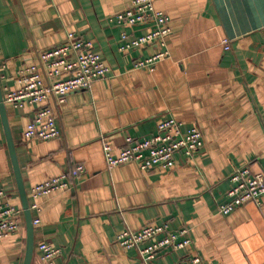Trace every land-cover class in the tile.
I'll return each instance as SVG.
<instances>
[{
	"label": "crops",
	"instance_id": "1",
	"mask_svg": "<svg viewBox=\"0 0 264 264\" xmlns=\"http://www.w3.org/2000/svg\"><path fill=\"white\" fill-rule=\"evenodd\" d=\"M133 0H0V82L4 96L18 89L20 71L37 53L63 43L69 32L93 42L111 68L91 88L15 107L7 105L11 132L34 224L32 264H141L137 249H124L120 232L147 224L185 228L192 243L158 252L157 264H264V197L229 214L230 176L239 167L264 171V0H155L170 19L169 55L154 70L134 61L157 52L156 43L127 53L119 50L125 28L110 17ZM130 30L131 38L148 31ZM230 40L225 48L224 40ZM55 111L59 138L25 139L27 124L43 107ZM165 117L198 126L204 147L192 158L176 154L165 170L135 163L110 167L102 138L115 153L126 137L156 131ZM83 164L75 186L33 199V186ZM0 188L7 200L21 199L0 117ZM23 214L17 233L0 239V264H23ZM61 253L44 261L39 244Z\"/></svg>",
	"mask_w": 264,
	"mask_h": 264
},
{
	"label": "built area",
	"instance_id": "2",
	"mask_svg": "<svg viewBox=\"0 0 264 264\" xmlns=\"http://www.w3.org/2000/svg\"><path fill=\"white\" fill-rule=\"evenodd\" d=\"M155 0H133L123 10L110 17L125 28L121 35L119 50L123 53L140 49L156 43L160 49L146 58L134 61L135 69L154 70L156 63L169 55L166 38L171 33L169 17L155 7ZM140 25H147L149 30L131 38L130 30ZM225 48H230V40H224ZM111 68L94 50L93 42L69 32L63 43L39 51L37 61L20 71L18 89L9 91L4 96L6 104L15 107L34 105L53 98L62 104L68 94L91 88L94 81L106 77ZM62 132L57 126L55 111L51 107L39 109L24 130V138L50 140L59 138ZM104 156L110 167L135 163L142 170L154 168L171 169L176 164V154L183 153L192 158L204 147L203 132L198 126L185 127L184 122L165 117L158 121L156 131L142 138L126 137L125 145L119 152L113 151L109 140L102 138ZM85 173L83 164L72 170L50 178L33 186L31 195L37 199L41 195L57 192L75 186V178ZM231 187L228 190V201L220 205L222 214H229L238 206L255 201L260 203L264 197V171H253L250 166L236 168L230 176ZM7 191L0 188V239L15 234L20 229L24 210L11 204ZM38 205L30 204L31 209ZM34 224L38 219L33 220ZM187 230L174 231L169 224H147L140 229L126 228L120 232L116 241L124 249H137L141 264H157L158 252L164 249L181 250L188 248L192 240ZM42 260L52 261L61 250L47 242L39 244ZM178 264H186L181 261ZM190 264H204L199 255L190 258Z\"/></svg>",
	"mask_w": 264,
	"mask_h": 264
},
{
	"label": "water",
	"instance_id": "3",
	"mask_svg": "<svg viewBox=\"0 0 264 264\" xmlns=\"http://www.w3.org/2000/svg\"><path fill=\"white\" fill-rule=\"evenodd\" d=\"M0 117L3 125L5 138L8 146V150L10 153L15 178L17 181L18 191L21 199V205L24 210V218L26 222V232H27V241H26V252L23 264H32L34 257V249H35V237H34V218L32 214V210L30 208V200L25 188L21 166L19 164L15 141L11 132V127L9 123V115L7 112V105L4 101V94L1 87L0 82Z\"/></svg>",
	"mask_w": 264,
	"mask_h": 264
}]
</instances>
